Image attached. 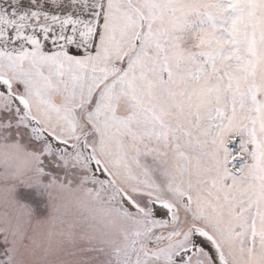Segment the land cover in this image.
Masks as SVG:
<instances>
[{
	"label": "snow or ice",
	"instance_id": "1",
	"mask_svg": "<svg viewBox=\"0 0 264 264\" xmlns=\"http://www.w3.org/2000/svg\"><path fill=\"white\" fill-rule=\"evenodd\" d=\"M0 264H264V0H0Z\"/></svg>",
	"mask_w": 264,
	"mask_h": 264
}]
</instances>
